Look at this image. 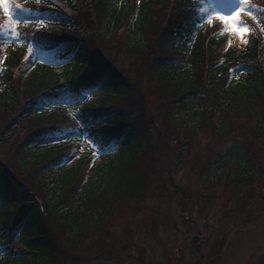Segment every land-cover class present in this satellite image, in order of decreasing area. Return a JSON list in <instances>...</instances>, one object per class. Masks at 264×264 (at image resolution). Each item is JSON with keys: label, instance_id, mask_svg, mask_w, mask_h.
Wrapping results in <instances>:
<instances>
[{"label": "trees", "instance_id": "trees-1", "mask_svg": "<svg viewBox=\"0 0 264 264\" xmlns=\"http://www.w3.org/2000/svg\"><path fill=\"white\" fill-rule=\"evenodd\" d=\"M164 4L170 6L165 20ZM198 5L195 0H5L6 11L0 4V22H10L11 33L4 36L0 29V117H5L0 134L7 139L18 125L33 127L17 150L18 166L30 171V178L19 179L0 166V264H61L63 247L78 245L92 221L98 223L120 203H138L150 160L148 128L154 127L128 109L130 79L100 60L84 35L85 22L105 42L145 53L148 89L172 105L176 101L165 118L172 129L177 124L186 131L169 145L180 146L194 129L202 130L207 116L214 136L234 135L227 153L209 164V187L222 183L234 199L244 196V184L259 180L264 13L252 11L259 27L249 29L246 47L236 51L231 32L204 22ZM30 48L52 57H34ZM242 113L256 118L250 133H239ZM45 210L53 211L57 238L43 221Z\"/></svg>", "mask_w": 264, "mask_h": 264}, {"label": "rangeland", "instance_id": "rangeland-1", "mask_svg": "<svg viewBox=\"0 0 264 264\" xmlns=\"http://www.w3.org/2000/svg\"><path fill=\"white\" fill-rule=\"evenodd\" d=\"M208 2H211V6L223 8L234 0ZM0 4L4 9L5 0H0ZM248 5L251 12L264 13V0H246L240 15V20L248 29H257L259 18L248 15ZM229 11L230 8L226 13ZM167 12H170V6L164 4L163 20ZM213 22H216V28L228 29L217 17ZM85 23L84 35L90 45L97 48L100 60L107 61L108 67L114 66L130 79L128 109L134 111L135 116L141 115L140 120L147 127L154 128H148L150 145L147 156L150 160L138 203L133 199L127 201L126 206L120 203L98 223L92 221L78 245L63 247L66 258L59 260L61 264H264V150L255 155V160L261 162V176L258 181L253 179L250 184H244V196L230 198L226 195L222 180L214 189L209 187L205 183L209 164L227 153L228 140H232L234 135L227 138L214 136L212 128H209L212 119L207 116L203 120L202 130L194 129L192 135H186V140L178 139L180 146L174 143L169 145V141L175 140L174 135L178 133L180 136L186 131L175 123L177 129H172L170 118H165L173 113L176 101L173 100L172 105L168 102L171 99L165 95L153 96L154 90L148 89L151 82L147 85L142 71L145 53L122 50L119 42L114 40L105 42L99 34L96 36L91 22ZM0 24L2 30L8 26L7 20ZM246 35L247 32L241 39L239 33L233 32L234 50L244 49ZM153 54L157 52L150 55ZM261 54L264 56V46ZM263 56L259 59L260 64L264 63ZM41 58H49V55L43 54ZM4 118L0 117V132ZM237 120L241 124L240 134L244 130L250 133L251 125L256 122V118L245 113L240 114ZM239 123H235L234 127ZM31 128L28 124L18 125L10 129V134L7 132V139L0 134V166L15 171L18 178L23 180L30 178V171L18 166L20 156L17 150ZM233 131L234 134L237 132ZM252 139H255V135H251ZM93 148L95 150L96 147ZM100 161L97 159L94 163ZM38 202H41L40 199ZM44 207L41 205V210ZM45 211L43 221L54 235L57 229L51 225L53 217L50 213L53 211H46L47 214ZM203 222H209L206 239L192 245L191 237L194 234L200 236L199 227Z\"/></svg>", "mask_w": 264, "mask_h": 264}, {"label": "snow or ice", "instance_id": "snow-or-ice-1", "mask_svg": "<svg viewBox=\"0 0 264 264\" xmlns=\"http://www.w3.org/2000/svg\"><path fill=\"white\" fill-rule=\"evenodd\" d=\"M220 2H229V0H220ZM200 3L202 6V11L206 13L208 19H211L213 15L216 16L219 20L225 23L229 31L239 33L241 39H243L244 34L249 31L248 27L240 20V15L244 11L246 0H234V7L226 14L222 13L218 9L212 8L209 5L208 0H200ZM248 8V15H252L250 10L251 6L248 5Z\"/></svg>", "mask_w": 264, "mask_h": 264}, {"label": "water", "instance_id": "water-1", "mask_svg": "<svg viewBox=\"0 0 264 264\" xmlns=\"http://www.w3.org/2000/svg\"><path fill=\"white\" fill-rule=\"evenodd\" d=\"M206 225H207V222H203V223L201 224V228H202L203 230H205ZM198 239H199L198 237L194 236V237H192V242H193V243H196V242L198 241Z\"/></svg>", "mask_w": 264, "mask_h": 264}]
</instances>
